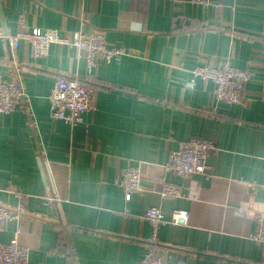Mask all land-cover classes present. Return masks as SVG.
Returning a JSON list of instances; mask_svg holds the SVG:
<instances>
[{
  "label": "crops",
  "instance_id": "crops-1",
  "mask_svg": "<svg viewBox=\"0 0 264 264\" xmlns=\"http://www.w3.org/2000/svg\"><path fill=\"white\" fill-rule=\"evenodd\" d=\"M0 26L9 37L55 29L70 40L99 30L124 53L88 76L69 44L35 58L25 40L0 38V75L24 86L0 121V205L25 209L1 242L28 248L29 264H139L151 235L144 214L158 207L166 264H260L257 222L236 210L264 211V0H0ZM225 62L250 74L242 105L217 101L210 81L188 86L196 67ZM62 77L95 90V110L76 127L50 115ZM191 138L216 142L207 176L165 170ZM131 168L147 193L126 202L118 180ZM164 183L184 196L162 198ZM176 210L188 225L169 222Z\"/></svg>",
  "mask_w": 264,
  "mask_h": 264
},
{
  "label": "built area",
  "instance_id": "built-area-1",
  "mask_svg": "<svg viewBox=\"0 0 264 264\" xmlns=\"http://www.w3.org/2000/svg\"><path fill=\"white\" fill-rule=\"evenodd\" d=\"M0 38H7L13 48H17L21 40L28 42L35 58L46 57L53 44H69L82 52L86 58L88 76H92L100 62L110 63L123 55L122 49L110 47L107 44L105 33L95 30L87 35L76 32L70 40L62 37L55 29H34L6 36L0 26ZM192 79L188 86L193 87L196 79L210 81L214 84V96L219 102L230 105H242L245 100V87L250 79V74L245 69L236 68L229 63L220 66H198L192 71ZM24 95V86L16 78L3 79L0 75V121L3 116L13 113ZM95 90L86 85L80 77H62L58 79L49 95L50 115L52 119H62L73 127L84 124V114L95 110ZM217 149L216 142L210 139L191 138L180 142L177 150L170 154L165 170L187 178L192 175H208V156ZM43 162V157H39ZM118 185L124 189L125 200L129 202L133 194L145 195L146 187L142 182V174L139 168L123 170L118 180ZM255 188V183L250 184ZM10 191L9 189H7ZM3 189L0 187V192ZM162 198L183 197V192L178 186L164 183L158 191ZM23 199V194H17ZM49 203L58 204L59 199L55 196L46 198ZM23 205H19L15 211L0 205V237L5 225L14 219H19L24 214ZM127 212V211H126ZM238 215L257 222V231L252 239L259 243L262 248L264 264V211H252L245 208L236 210ZM144 218L151 226V235L147 239V251L139 264H166L160 255L159 235L167 220L158 207L148 208ZM190 214L184 210L173 212L170 223L188 225ZM17 232H20L18 229ZM30 250L19 245L17 242L6 244L0 240V264H29Z\"/></svg>",
  "mask_w": 264,
  "mask_h": 264
},
{
  "label": "bare ground",
  "instance_id": "bare-ground-1",
  "mask_svg": "<svg viewBox=\"0 0 264 264\" xmlns=\"http://www.w3.org/2000/svg\"><path fill=\"white\" fill-rule=\"evenodd\" d=\"M54 45V44H53ZM84 82V81H83ZM54 120H59V121H63V122H65V123H67V124H69V125H71L70 123H68V122H66L65 120H62V119H54ZM72 126V125H71ZM73 127V126H72ZM75 127V126H74Z\"/></svg>",
  "mask_w": 264,
  "mask_h": 264
}]
</instances>
